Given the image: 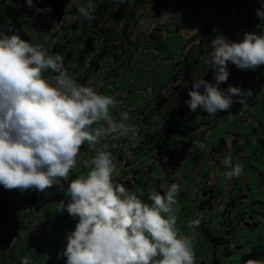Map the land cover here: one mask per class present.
<instances>
[{"label": "clouds", "instance_id": "obj_1", "mask_svg": "<svg viewBox=\"0 0 264 264\" xmlns=\"http://www.w3.org/2000/svg\"><path fill=\"white\" fill-rule=\"evenodd\" d=\"M26 2L29 7L33 6V0ZM93 2H101L98 10L100 5L103 9L112 5L113 0H86L85 6L79 7L80 15L92 25L96 15ZM180 2L185 4L183 0ZM136 3L134 8L130 4L131 12L135 10L137 16L131 20L133 25H130V40L127 42H134L136 48L143 47L146 52L157 56L160 63L173 54L177 63L181 53L170 49L174 45L170 41L171 47L166 49L168 53L162 56H158V50L146 47V41L152 43L153 34L159 29L153 14L161 5L154 0H136ZM173 6L178 5L170 4V7ZM185 6H179L185 12L178 10L170 25L178 27L179 18L184 19L180 21L182 28L176 31L177 37L197 32L196 37L194 34L191 36L193 39L186 42L185 47L190 48L213 22L216 10L211 8L199 13ZM206 12L209 14L205 15ZM255 14L264 22V4ZM103 17L108 19L110 14ZM187 19L193 21L192 26L187 24ZM141 21L146 22L139 25ZM127 23L128 20L117 23L108 19L97 28L93 27L92 36L104 33L108 26L113 36L107 40L104 48H113V45L119 47ZM150 23L154 25V30L150 35H145ZM138 32L143 36L137 37ZM163 35L168 37V31ZM43 49L41 45L34 46L22 39L10 19L7 31H0V185L6 190L19 189L21 193L30 189L43 193L53 185L68 182L64 190L68 201H60L59 209L66 211L77 223L75 229L67 234L66 247L60 253L61 257L66 258V264H196L193 240L180 234L177 228L179 209L175 206L180 185L172 183L163 194L152 191L148 196L151 203H148L113 180L116 165L112 153L107 151L109 145L102 144V140L125 138V152L128 143L135 147L139 129L129 123L131 118L126 112L119 113L118 120L114 118L113 109L119 104L115 97L99 94L92 87L95 85L89 86L91 76L100 69L104 58L99 63V69L88 76L86 83L89 85H82L75 78L89 69L84 68V63L77 62L79 48L75 50L77 56L66 64L62 55L46 53ZM197 52L196 46L192 56ZM202 60L205 65L211 64L215 83L201 78V74L192 75L186 80L192 82L188 92L190 99L184 101L193 112L190 117L195 116L199 109L209 117H215L218 112L229 111L234 103L244 106L252 95V91L248 90L249 83L245 77L227 81L230 75L228 64L232 63L241 70H255L264 65V32H246L239 42L218 35L211 42L210 52ZM76 64L80 66L73 78L70 71L75 69ZM65 65H70L71 70ZM90 69L93 70V67ZM49 72L54 75L46 77L45 73ZM145 75H158L156 92L160 74L147 72ZM117 77V74L113 76V80ZM240 79H245L244 90L236 86ZM226 81V90L221 89L219 85ZM183 88L186 86L183 85ZM259 97L251 102H256ZM153 103L154 100L145 106ZM169 128L173 129L172 124ZM85 144L95 149V154L88 159L81 157ZM220 162L229 169L223 174L226 179L240 177L242 164H233L231 156L223 157ZM78 163L87 172L69 182L70 174ZM206 193L211 196L210 191ZM200 223L199 218L194 219L190 227L198 228ZM21 264H30V261L23 258ZM244 264H264V259H248Z\"/></svg>", "mask_w": 264, "mask_h": 264}, {"label": "crops", "instance_id": "obj_2", "mask_svg": "<svg viewBox=\"0 0 264 264\" xmlns=\"http://www.w3.org/2000/svg\"><path fill=\"white\" fill-rule=\"evenodd\" d=\"M2 1L6 0H0V2ZM85 1L70 0L66 15L63 18L67 28L70 30L65 35V38L79 39L72 41L67 48L68 51H73V58L78 54L75 50L79 48L80 51L85 46L84 35H88L94 29L91 22L79 13V7L81 5L85 6ZM170 4L178 6L170 7ZM160 5L161 7L158 10L156 8L153 14V19L157 24L156 27H159L157 30L159 32L174 21L173 19L178 10L185 12V9L182 8L186 7L180 0H173ZM186 21L189 26H192L193 21L188 19ZM148 23H145V26ZM188 25H186V29L189 28ZM26 30L31 37V44L34 46L41 45L46 53H58L54 52L56 43H54L55 40H53L51 33H37L30 26H27ZM194 34H196V37V31H192L189 35H180V37L185 42H189V40L193 39L191 36ZM123 37L121 36L119 42L124 47L122 45L119 47L113 45V48H107L104 60L113 64L110 75L105 79H101L99 73L93 76V78H97L94 81V85L99 94L117 97L118 92L117 94L110 92L112 89L118 90L113 76L117 74L127 86V74L132 70L142 75L147 72H158L161 82L163 71L167 69L171 81L166 87L160 88L159 93L174 94L178 97L183 85L186 86L187 90L191 89L192 82L185 81L182 86L179 85L178 87L173 84L172 75L175 73L177 66L175 55H170L163 63H160L157 56L146 52L143 47L136 48L134 42H127V39ZM128 37L130 38V36ZM152 39L156 42L153 40L152 43L146 41V47L158 50V56H162L164 53L167 54L162 44L164 35L158 36L157 32H155ZM58 49V54L64 55L60 47ZM65 66L69 68V71L71 70L70 65ZM70 74L74 78L75 75L72 72ZM52 75L54 74L51 72L45 73L46 77ZM87 79L81 78L77 82L86 85ZM227 86L223 83L219 85L221 89L225 90ZM157 88H159V85ZM154 108L155 102L142 108L135 116L133 124L139 129V137L135 147H129L128 143L127 150L119 154L121 156H116L120 159L121 166L113 176L114 182L123 184L128 190L135 192L139 198L148 203H151L148 200V196L152 191L155 190L163 194L172 183L179 184L181 191L177 194V205L175 206L179 209L177 228L180 230V234L187 235L193 240L196 264H244L248 259H264V222H260V220L264 221V153L261 146L257 143L258 137L252 134L255 124L247 128L246 130L248 131L243 133V130H241L243 123H240L238 119L233 121L231 112L227 114L226 111L221 114L218 112L215 117H209L205 111L199 109L195 116H191L188 119L186 128H183V125H176L177 127L170 129L169 125L171 126V124L166 121V112L157 113ZM114 112L115 114L112 112L114 118L118 120L119 117L117 115L119 112ZM260 122H263L262 125H264V118ZM157 132L159 133L158 140ZM197 135L207 140L203 150L205 152L200 156H188L189 158L183 164L185 166L184 171L181 173L172 163V160L166 161L164 168H168V171L164 170L163 174H160V178H158L157 166L152 161L153 158L157 157V146L159 147V143H163V140L172 142L171 149L175 150L179 157L185 158L192 151L194 153L197 151V148L192 145L193 138ZM223 146L229 147L233 151L231 156L233 164L240 163L243 165L244 177L235 180L233 178L226 179L223 175L229 170L226 167H218L217 172L212 171L208 174L207 177L209 175L215 177L216 173L215 186L210 192L214 191V195L217 193L216 197L220 195V200L217 202L215 201L216 199H213L209 203L210 207L208 208L207 216H204L199 197L202 194L201 185L206 183L204 179L206 172L211 168L213 157H216L217 152ZM164 148L166 147H159V149ZM91 149L85 144L81 149V156L87 154L88 158H90ZM136 151L139 158L136 165L132 168L130 158ZM253 156H260L256 159L259 163H262L261 166H257L254 163ZM135 186H138V192ZM67 187L68 182L64 187H61L60 184L53 185L45 192H41L50 198L44 208L49 211V208L53 207V211L60 212L59 203L60 200L65 198L64 190ZM197 218L201 221L200 226L193 229L190 227V222ZM204 229L209 230L215 241H210L206 238ZM66 244L67 241L65 240H56V243L51 245L49 249L45 246H40L41 251L38 250L37 255L41 254L44 263L45 257L51 254V262L54 264H66L65 257L60 256Z\"/></svg>", "mask_w": 264, "mask_h": 264}, {"label": "trees", "instance_id": "obj_3", "mask_svg": "<svg viewBox=\"0 0 264 264\" xmlns=\"http://www.w3.org/2000/svg\"><path fill=\"white\" fill-rule=\"evenodd\" d=\"M184 5H187L189 8L193 9L194 12L202 13L205 10L215 8V17L213 22L209 24L200 36L197 38V42L192 47H185L184 50L179 54V61L177 64V71L172 75L173 84H176V87L183 85L182 82L188 80L192 75L201 74V78L215 83L214 73L210 63L205 65L202 60V57L207 55L211 50V42L218 35L226 37L229 41H241L243 35L246 32H256L260 34L264 32V22L260 21L256 16V10L264 4V0H183ZM144 2V0H140ZM166 0H157V4H165ZM70 0H33V6L29 7L26 0H6L0 2V31H7V25L9 19L11 23L15 25L17 34L20 35L22 39L31 43V37L26 31L27 26H30L37 33H51L54 27L59 24L67 12V7L69 6ZM96 8V2H93ZM130 0H123L121 3L120 0H113V4L103 9L102 5L99 6L96 10L95 19L93 21V27L97 28L100 23L107 21L108 19L113 20V22L122 23L124 20H128V23L124 28V39L130 40L128 38L130 25H133L132 19L136 18V11L130 10ZM51 9V11H40L37 12L36 9ZM109 12V13H107ZM110 14V17L107 19L103 17L104 15ZM188 16V15H187ZM185 16V19L187 18ZM184 19L179 18L178 27L176 31L182 28L180 21ZM94 31H91L88 35H84L85 46L79 52L77 62L80 64L85 63L87 60H90L93 71L99 69L100 61L107 54V47L102 50L97 56H92L95 51V46L93 43L92 34ZM11 34V33H9ZM169 34V33H168ZM159 35V31H157ZM162 35V34H161ZM83 39V38H82ZM169 35H164V42H162L166 53L171 47V40ZM56 47L54 52L59 53L58 47L62 50V57L64 63L72 60L73 51H68V46L72 43V39L69 41L64 39H56ZM79 40L78 38L73 41ZM170 41V42H169ZM194 43V41L192 42ZM198 48V52L195 56L192 54L195 51V48ZM188 48L189 50L185 49ZM171 49V48H170ZM67 50V51H66ZM185 51V52H184ZM228 71L230 73L228 80L235 81L239 77H245L248 81V90L252 91L251 97L248 98L246 104H250L251 100L256 99L259 95L264 93V65L258 67L255 70H241L238 69L234 64H228ZM227 81L223 84H227ZM180 82V84H179ZM227 88V87H226ZM190 90V89H189ZM186 88H183L178 97L172 98L174 96L166 95L164 93H159L157 88L155 92V108L154 110L158 112H166V121L172 124V127L175 128L176 125H183V128H186L188 124V119L190 118L191 113H193L189 107L184 103L185 100L190 99ZM201 91H203L201 89ZM259 112V124L258 127L253 128L252 134L260 136L257 139V143L262 148L264 153V125L263 122H260L264 118V105L262 106ZM256 112V113H258ZM191 122V121H190ZM193 123V122H192ZM196 123V122H195ZM180 129V128H179ZM183 131V129H181ZM129 147L131 144L129 143ZM8 191H5V196L7 197ZM18 233L17 228L12 227L10 233L4 240L6 247H10L13 240ZM204 235L210 241H215L209 232V230L204 229ZM216 264V263H215Z\"/></svg>", "mask_w": 264, "mask_h": 264}, {"label": "rangeland", "instance_id": "obj_4", "mask_svg": "<svg viewBox=\"0 0 264 264\" xmlns=\"http://www.w3.org/2000/svg\"><path fill=\"white\" fill-rule=\"evenodd\" d=\"M152 1V0H150ZM135 0L131 1V6L134 8L136 4ZM172 30V31H171ZM174 30V31H173ZM168 31L169 39L171 40V43L174 45L172 46L171 50L177 53H181L185 46L186 42L183 38L176 36V27L174 25H169L168 27H164L160 32L159 35L165 33ZM155 41V40H154ZM156 42V41H155ZM172 55V54H169ZM79 64L75 65V69L71 70L73 74L78 73ZM177 71V66H176ZM93 74V70L89 69L83 73L82 76H78L75 79L80 80L81 78H88ZM164 77V78H163ZM163 77L162 81L159 84V90L160 88L166 87L168 84H170V74L168 73L167 69H164L163 71ZM245 79H240L237 82L238 87H240L242 90V86H244ZM162 83V84H161ZM86 85H89L86 83ZM92 86V85H89ZM95 90L96 87L92 86ZM181 94V93H180ZM177 95V93H176ZM176 96L172 97L175 98ZM235 100L236 98L233 97ZM260 106V110L262 106L264 105V95L260 96L258 100L254 103L250 101V104H245L242 106L240 103H234L229 111H226V114L228 112L232 113V120L238 121L240 123H243V126L241 130H243V133L248 130L247 128H250L254 126L255 128L258 127L259 124V112L252 114V121L247 124L245 119H243V115L245 112H248V108L250 106H254V109H256L257 106ZM259 110V111H260ZM225 115V113H224ZM201 138L200 135H197L194 139ZM259 138L260 136L257 135ZM159 138V133L157 132V140ZM213 139V138H212ZM107 143L109 145V148L107 151H110L113 155L114 160H118L120 162V159L117 158V154L113 152L111 147V142L108 140V138H105L101 142ZM137 141L135 142V144ZM172 142H168L163 140V143H159V147L163 148L164 146L166 148L159 149L157 146V177L160 178V174H163V171H168V168H164V164L166 161L172 160V163L175 164V160L178 161L176 168L181 173L184 171V167H180L181 163H185V161L189 158L188 156H193L192 152L186 155L185 158L179 157L178 154L175 153V150L171 149ZM127 145V140H126ZM125 145V147H126ZM99 147V146H97ZM132 150V149H131ZM124 152V151H123ZM123 152L118 153L121 154ZM205 151H202L200 155H202ZM90 158L95 154V149L92 148L90 150ZM233 151L226 146H223L221 150H219L216 154V157H213L214 160L212 161L211 168L206 172V177L208 174H210L212 171L217 172L218 167L225 168L224 165L221 164V159L225 156H232ZM198 155V156H200ZM121 156V155H119ZM175 156V157H174ZM84 159H88V155L81 156ZM260 156H253L254 163L257 166H261L262 163H259V161L256 158H259ZM138 153L137 151L131 155L130 158V165L132 168L134 165H136V162L138 161ZM87 169H84L82 167V164L78 163V166L76 169L72 171L70 174L69 180L74 179L78 177L79 175L85 174ZM263 172V171H262ZM244 177V173L242 171L240 177L235 179H242ZM215 180H216V173H215ZM214 180V184H215ZM67 182H60V186L64 187ZM58 185V184H57ZM136 190L138 192L139 188L138 186H135ZM205 185L202 183L201 185V191L202 194L199 195L200 197V205L201 209L203 210L204 216L207 214L209 205V200L216 199L215 201H219L220 195L216 197L217 193L214 195V191L211 193L210 197H207V194L204 191ZM212 189L208 188V191H211ZM5 191H8L7 197L5 196ZM49 196L44 195L41 192L37 190H27L21 193L19 189H12V190H6L3 188L2 185H0V264H21L23 258H28L30 261V264H54L51 262V254L47 255L45 258V263L42 261V256L37 255V251L40 250V246H45L47 249L51 247V245H54L56 243V240H62L67 241V234L70 231H73L75 229V224L77 223V220H74L71 216L68 215L66 211L63 212H56L53 211V207L48 209L44 208L45 204L49 201ZM65 203L68 201V197L65 196L63 200ZM50 212V213H49ZM207 216V215H206ZM259 221V220H258ZM260 222H264L261 221ZM255 224V223H253ZM15 227L18 230V233L16 234L15 239L13 240L10 247H6L7 244H5L4 240H6V237L11 231V228ZM64 238V239H63ZM50 259V260H48ZM66 259V258H65ZM57 264V263H55Z\"/></svg>", "mask_w": 264, "mask_h": 264}, {"label": "built area", "instance_id": "obj_5", "mask_svg": "<svg viewBox=\"0 0 264 264\" xmlns=\"http://www.w3.org/2000/svg\"><path fill=\"white\" fill-rule=\"evenodd\" d=\"M100 3L98 2L96 4V8ZM208 14L209 12L205 13V15ZM144 22L146 21H141L139 25H142ZM68 29L69 28H67L66 22L62 21L55 26V28L51 33V36H54L56 39H62L66 34L70 32V30ZM104 30H105L104 33L100 35L94 34L92 36V38L94 39V46H95V51L92 54V56H96L97 54H99L101 50L104 48L107 40H110L111 37L113 36V31H111L110 27L106 26ZM153 30H154V25L150 23V28L149 27L147 28L145 35H150L153 32ZM141 35L142 34L138 32L137 37H140ZM112 66L113 64H110L109 61L105 60L101 64L100 69L96 73H99L101 79H105L112 72ZM91 67L92 64L90 60H87L84 63V68L90 69ZM90 79H91L90 84L94 85V81L97 78H93L92 75ZM127 79H128V84L127 86H125L123 80H120L119 77L115 78L114 80L116 81V88L118 90L112 89L110 92H114V94H117L118 92V95L117 97L115 96V98L119 101V104L117 105L116 109H113V111H118L119 113L126 112L128 116L131 118L129 120V123L132 124L135 116H137V112L140 111L146 104L153 102L155 89L158 82V75L155 76L141 75L132 71L127 74ZM248 109H249L248 112H245V114L243 115L244 116L243 119H245L247 124H249L252 121V114L260 110V106L258 105L256 109H254V106H250ZM117 116L119 117V114ZM108 140L111 142V147L113 152L120 153L125 149V145H126L125 138H115V139L108 138ZM192 145L197 148V151L195 153L194 151H192L193 153L192 155L193 156L200 155L206 146V139H204L201 136V138L199 137L198 140L194 139ZM178 161L180 160L176 159L174 165H177ZM152 163L155 164V166H157V159H154ZM114 164L116 165V170L118 172L121 164L118 160L117 161L114 160ZM180 167H183V163H181ZM205 182L206 183L204 184L205 185L204 191L208 192V188H211L214 185V176L209 175V177L205 179ZM207 197H209L208 194Z\"/></svg>", "mask_w": 264, "mask_h": 264}]
</instances>
